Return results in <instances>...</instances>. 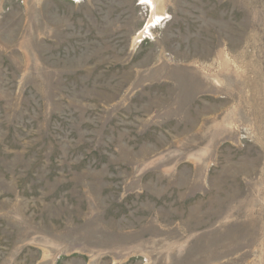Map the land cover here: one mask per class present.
I'll return each mask as SVG.
<instances>
[{"label":"rangeland","instance_id":"374dc122","mask_svg":"<svg viewBox=\"0 0 264 264\" xmlns=\"http://www.w3.org/2000/svg\"><path fill=\"white\" fill-rule=\"evenodd\" d=\"M156 6L0 0V264H264V0Z\"/></svg>","mask_w":264,"mask_h":264},{"label":"bare ground","instance_id":"6f19581e","mask_svg":"<svg viewBox=\"0 0 264 264\" xmlns=\"http://www.w3.org/2000/svg\"><path fill=\"white\" fill-rule=\"evenodd\" d=\"M144 1H145V3H147L149 5V9L151 12L150 17L146 23L145 28H144V31H145L150 26V24H152L154 22V17L160 18V15L157 12V6H156L157 0H144ZM142 34H143V31L139 33V36H141Z\"/></svg>","mask_w":264,"mask_h":264},{"label":"built area","instance_id":"2783aa9c","mask_svg":"<svg viewBox=\"0 0 264 264\" xmlns=\"http://www.w3.org/2000/svg\"><path fill=\"white\" fill-rule=\"evenodd\" d=\"M74 1H76V0H74Z\"/></svg>","mask_w":264,"mask_h":264}]
</instances>
